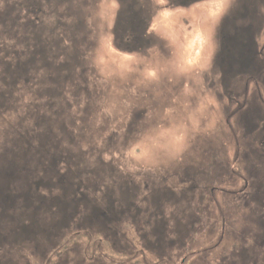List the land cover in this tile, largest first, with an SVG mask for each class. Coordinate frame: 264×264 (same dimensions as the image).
Here are the masks:
<instances>
[{"label": "rangeland", "instance_id": "374dc122", "mask_svg": "<svg viewBox=\"0 0 264 264\" xmlns=\"http://www.w3.org/2000/svg\"><path fill=\"white\" fill-rule=\"evenodd\" d=\"M144 1L0 0V264H244L241 254L264 264V127L237 117L249 93L260 90L253 104L264 106V83L239 84L249 99L230 102L220 88L195 99L190 89L174 107L161 104L159 74L171 68L200 74L205 89L198 72L236 0L192 10L151 0L148 30L176 35L178 55L160 37L140 53L120 40ZM197 155L211 177L194 174L192 191L180 177L201 172L190 166ZM145 181L187 194L190 208L167 201L156 211L139 191L151 226L130 216L115 223L127 242L116 246L105 224L86 219L112 216L119 188L143 190ZM160 213L175 243L146 248ZM177 221L197 229L183 237Z\"/></svg>", "mask_w": 264, "mask_h": 264}, {"label": "flooded vegetation", "instance_id": "af4514ba", "mask_svg": "<svg viewBox=\"0 0 264 264\" xmlns=\"http://www.w3.org/2000/svg\"><path fill=\"white\" fill-rule=\"evenodd\" d=\"M151 2V0H145L144 5H142L143 3H140L139 8H137L136 10L134 8V12L131 13V15H129L128 17L129 19L127 20L126 18V20L129 22V27L126 28L125 26H123V28H121L122 30L120 33V40L129 45L130 50H132L133 48L135 52L140 53L148 47L152 48L158 45L160 37L163 44L169 45V47L173 46V52L178 55L180 49L178 48L179 45H177L178 42H175L177 41L175 39L176 35H174L173 33H167V35L164 34L163 37H158L156 32H149L148 24L152 18V15L155 14V11H153L151 8ZM166 2L168 5L170 4V6H183L187 7V9H189L188 7H191L192 10L194 9L195 5H198L202 2H208V0H166ZM133 3H135V0ZM158 4V9H160V4H163V2H158ZM186 10L184 9V11ZM225 14L226 15L223 18V22L221 23L218 30L219 33L218 35L216 34V38L219 41V46L218 48L216 47L217 49L213 48V50H211L209 63L202 67V71L198 72L203 73V81L207 83L205 89H202L200 87V84H198L197 82L199 81L197 80V78L199 79L200 74L197 75L195 71L184 72L182 71L183 69L178 70V68H176L173 70L171 68V70H167L166 73H163L162 75L161 73L159 74V77H163V79L165 78L163 80V86L167 90L161 95V98L164 99L166 105H164L163 103L161 104L164 108L167 109L168 107H174V102L180 100L183 94L189 96L190 94H192L190 89L194 94V96L192 97L196 99L199 97H208L211 94L213 95L210 89L214 90L215 92V90L220 88L222 90L223 96L225 95V97H227L230 102L235 98H241L242 96V98L249 99L250 94L251 99L248 100L250 104L248 103V101H246V103H241L238 108L239 113L237 117L240 118V123L245 127H253L256 124V127H258L260 124L262 125V127H264V106H255L253 104L254 99H252L253 97L256 98L260 93V90L258 89L259 87H261V82L264 83V44L260 45L259 41V39L264 36L262 26V22L264 20V0H236V2H232L230 7L226 9ZM187 20L188 18L186 17L185 21ZM260 24L261 27H259ZM141 56L142 55L138 54L139 58H141ZM172 67L175 68L176 65H172ZM177 71H179V73L176 75ZM253 82L256 83L258 91H254L249 94L246 92V90L242 91V87L239 86V84L245 83L247 87H249V85ZM183 86H185V91L183 90ZM145 93L147 96L149 95L147 91ZM229 109L230 107H226L225 111L227 112ZM134 126L136 127L137 124H134ZM263 136L262 138H264ZM261 144L262 146H264V140L261 141ZM262 153L263 152L257 154L255 158L260 159L261 157H259L258 155H263ZM207 160L208 158L203 156H194L192 158L193 164H190V166L193 167L192 169L197 168L198 170H201V172L194 173L192 171H188L186 172L184 179L183 177H180L182 178L183 183H187V181L189 182L190 180V190L195 191L199 188V182L194 177V174L203 173V176L205 178L210 179L211 176L209 177V173L205 169L206 166H204L207 163ZM194 165L196 168L194 167ZM190 166L188 170L190 169ZM250 173L254 177L260 174V172L257 171H255L254 174L252 172ZM142 177L143 176H140L138 179L142 180ZM136 180L137 178L135 177L134 181L132 182H134L135 184L138 182ZM147 181L144 182L145 187H143V190L138 189L137 191L132 187L119 188L117 196L115 197L116 203L110 204L113 211L111 214L112 216L107 214L103 215V218H105L106 220H104L103 218L101 219L99 216H91V220L90 218L86 220H89V222L92 223H99V225L101 226H104L105 224L108 231H111L110 233L113 237V240L115 241L114 245L123 247L125 244H127V242L124 241V238L119 232V226H116L115 223H122L124 220H126V217L130 216L138 224H144V227L137 225L140 229H146V225L151 226L150 222L148 221H145L144 223V215L141 214L143 212H147V207L150 209V206L138 204V202L136 201L139 191L142 192L140 195H143L142 197L150 204H152V206L155 207L156 211H164L163 203L166 204L167 201H173L174 203H177L178 211L190 208V205L186 203V199L188 197L187 194L183 193L182 197H177V193L174 189L172 190V188H169L167 186H161L160 188L157 187L159 185L158 183L154 182L151 185ZM131 185L132 184H130V186ZM203 193L204 191L202 192V194ZM83 201L89 200L85 198V200L83 199ZM159 217H161V223L159 221L157 225L155 224L154 227H151V229L148 228L151 230V235L153 234V232L155 234L152 235V238L149 237L150 239L146 241L148 243L145 244L146 248H151V243H155L156 245H160L162 247H164L165 244L168 245L170 243L172 247L175 243V241L171 242L166 238V227L164 225L166 223L165 215L161 214ZM109 221L113 223V226L109 223ZM182 223L183 222L181 221H177L175 227L183 237L185 236L184 231L188 230V235H190L195 229H197L196 226H193L192 228L190 227L193 231H190V228L186 225H182ZM153 238L154 240H152ZM180 244L182 246V244H184V241ZM241 255L243 256L242 261L245 264V262L248 260L246 259L248 254Z\"/></svg>", "mask_w": 264, "mask_h": 264}, {"label": "trees", "instance_id": "16d2710c", "mask_svg": "<svg viewBox=\"0 0 264 264\" xmlns=\"http://www.w3.org/2000/svg\"><path fill=\"white\" fill-rule=\"evenodd\" d=\"M77 30H78V29H76V31H77ZM74 32H75V31H74ZM75 33H76V35H78L77 32H75ZM79 33L81 34V32H79Z\"/></svg>", "mask_w": 264, "mask_h": 264}, {"label": "bare ground", "instance_id": "6f19581e", "mask_svg": "<svg viewBox=\"0 0 264 264\" xmlns=\"http://www.w3.org/2000/svg\"><path fill=\"white\" fill-rule=\"evenodd\" d=\"M205 35V34H204ZM202 71V70H201Z\"/></svg>", "mask_w": 264, "mask_h": 264}]
</instances>
